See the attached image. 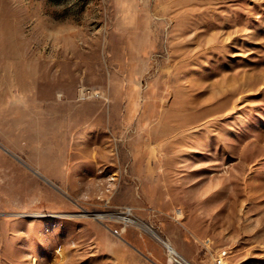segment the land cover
Instances as JSON below:
<instances>
[{"label": "rangeland", "instance_id": "1", "mask_svg": "<svg viewBox=\"0 0 264 264\" xmlns=\"http://www.w3.org/2000/svg\"><path fill=\"white\" fill-rule=\"evenodd\" d=\"M159 235L264 264V0H0V264H178Z\"/></svg>", "mask_w": 264, "mask_h": 264}, {"label": "bare ground", "instance_id": "2", "mask_svg": "<svg viewBox=\"0 0 264 264\" xmlns=\"http://www.w3.org/2000/svg\"><path fill=\"white\" fill-rule=\"evenodd\" d=\"M129 209V208H128ZM127 221H130V222H136V221H134V220H132L128 215H126L125 217H124ZM161 241H162V243L166 246V248H167V250H168V254H169V256L171 257V259L174 261V262H177L178 264H192L191 262H189L187 259H185L184 257H182L180 254H179V252L178 251H176L174 248H173V246L171 245V244H169V240H166V239H164L163 237H161L160 235H159V237H158ZM171 243V242H170Z\"/></svg>", "mask_w": 264, "mask_h": 264}, {"label": "built area", "instance_id": "3", "mask_svg": "<svg viewBox=\"0 0 264 264\" xmlns=\"http://www.w3.org/2000/svg\"><path fill=\"white\" fill-rule=\"evenodd\" d=\"M124 213H126V215L130 216L131 210L127 208L124 211ZM227 256H228V253L226 250H222L221 252L217 253V255L215 256V264H224Z\"/></svg>", "mask_w": 264, "mask_h": 264}]
</instances>
